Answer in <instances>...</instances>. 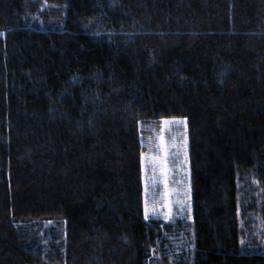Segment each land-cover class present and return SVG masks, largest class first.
I'll list each match as a JSON object with an SVG mask.
<instances>
[{"label": "trees", "instance_id": "16d2710c", "mask_svg": "<svg viewBox=\"0 0 264 264\" xmlns=\"http://www.w3.org/2000/svg\"><path fill=\"white\" fill-rule=\"evenodd\" d=\"M173 119L191 220L144 214ZM0 264H264V0H0Z\"/></svg>", "mask_w": 264, "mask_h": 264}, {"label": "rangeland", "instance_id": "374dc122", "mask_svg": "<svg viewBox=\"0 0 264 264\" xmlns=\"http://www.w3.org/2000/svg\"><path fill=\"white\" fill-rule=\"evenodd\" d=\"M141 136L144 214L166 221L191 220L185 119L163 122Z\"/></svg>", "mask_w": 264, "mask_h": 264}]
</instances>
